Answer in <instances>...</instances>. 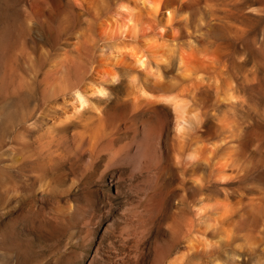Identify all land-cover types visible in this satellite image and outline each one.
I'll list each match as a JSON object with an SVG mask.
<instances>
[{
    "label": "rangeland",
    "instance_id": "374dc122",
    "mask_svg": "<svg viewBox=\"0 0 264 264\" xmlns=\"http://www.w3.org/2000/svg\"><path fill=\"white\" fill-rule=\"evenodd\" d=\"M125 1L0 0V264H264V0L197 6L187 33L206 9L222 22L201 36L200 68L158 20L122 35ZM167 44L170 62L153 58ZM117 50L125 64L106 60ZM183 73L200 75L184 116L140 95L180 94ZM221 122L242 132L236 149L218 145ZM235 151L241 178L218 182Z\"/></svg>",
    "mask_w": 264,
    "mask_h": 264
},
{
    "label": "bare ground",
    "instance_id": "6f19581e",
    "mask_svg": "<svg viewBox=\"0 0 264 264\" xmlns=\"http://www.w3.org/2000/svg\"><path fill=\"white\" fill-rule=\"evenodd\" d=\"M75 1V0H74ZM84 1V0H83ZM77 2V1H76ZM92 2H93V0H92ZM131 2V0H126L125 2H121L117 7H116V10L113 12L115 15V19H116V21H119L118 19L119 18H122V19H125L126 18V21H124V24H122V28H121V30H122V35L123 34H128L129 35V33L130 32H133L134 33V35L135 34H137L136 32L140 29V28H142L144 25H147V27L149 26L150 27V24L153 22H155V24H156V21L158 20L159 22L160 21H162L163 22V24H160L159 26H160V31L162 32L163 30H165V29H169L170 28V30L171 31H176V28H174L173 26H171V23L172 22H174L175 20H177L178 19V21H181L180 23H179V25L181 26V27H184V26H186V24H185V22L187 21V14L186 13H182V14H180V15H176V13H175V11H173V10H171L170 8H168V7H164V8H162L161 9V0H134V6H131V4H128V3H130ZM136 3V4H135ZM143 8H145L146 9V13L145 14H143L145 11V9H143ZM141 9H143V11L141 10ZM105 10V9H104ZM124 11H127L129 14H128V16L126 17V16H124V14L123 13H125ZM209 13V15L210 16H213L212 14V11H208ZM52 13V12H51ZM141 14V17H139L138 19L136 18V14ZM56 14V13H55ZM143 16H144V19H143ZM146 16V17H145ZM158 16V17H157ZM218 17V16H217ZM141 18V19H140ZM145 18H147V19H149L148 21L145 19ZM158 18V19H157ZM223 19V18H222ZM118 23V22H117ZM158 23V22H157ZM155 24H153L154 26H155ZM102 27H103V25H101ZM226 26V25H225ZM145 28V27H144ZM159 28V27H158ZM185 28V27H184ZM220 28H221V26H219V27H215V28H213V29H211L210 31H208V33H212L213 31L215 32V34L216 33H219L220 34V32H219V30H220ZM152 29H153V27H152ZM146 30V29H145ZM156 30V29H155ZM223 30V29H222ZM140 31V30H139ZM165 32V31H164ZM173 32V33H174ZM188 32H189V30H188ZM117 33V32H116ZM140 33V32H139ZM118 34V33H117ZM132 34V33H131ZM174 34H176V33H174ZM174 34H173V36H174ZM133 35V34H132ZM161 35V34H160ZM171 35H172V33H171ZM206 35H208V34H206ZM115 36V35H114ZM204 36V35H203ZM127 37V36H126ZM206 36H204V38H205ZM208 38H209V36H208ZM147 40H149V39H146V42H147ZM203 39H201V41H202ZM173 42L172 43H174V41L175 40H172ZM203 41H206V40H203ZM202 41V42H203ZM185 42V44H186V47L189 49V53H188V60L190 61V63H191V66L193 67V66H196V65H198V63H197V60H201V58H197L196 56H195V54H193L194 53V51H193V49H192V46H193V40L191 39V37H190V35L188 36V38H186V40L184 41ZM171 43V44H172ZM204 43V42H203ZM153 44V43H152ZM175 44V43H174ZM147 46V45H146ZM150 46V45H149ZM154 46V45H153ZM156 47H157V44H156ZM164 47H165V45H164ZM167 47H168V44H167ZM162 48V47H161ZM174 48H176V47H168V50L167 51H169V57L166 55V57H168L167 59H165V57H164V55L161 53V55L160 54H158V53H155V51H154V53H151V54H153V58H156V59H159V60H162L163 62H170L169 60L172 58V56H173V54H175L174 53ZM207 48V47H206ZM152 49H156V48H153L152 47ZM163 49V48H162ZM165 49H167V48H165ZM203 49V48H202ZM124 50V49H123ZM187 51V50H186ZM207 50H205V52H206ZM127 52V51H126ZM131 52V51H130ZM135 52V51H134ZM157 52V51H156ZM166 52V51H165ZM204 52V51H203ZM202 52V53H203ZM205 52H204V54H205ZM202 53H201V56H202ZM135 54V53H134ZM182 54V53H181ZM203 54V55H204ZM216 54V53H215ZM219 55H220V53H218ZM121 55V53H120V50H117V53H112L109 57H107L106 58V60H110L112 63H114V64H117L118 65V63H126L127 61H121V62H119V59H120V56ZM138 56V55H137ZM215 56H217V55H215ZM207 57L208 59H211V60H214L216 57ZM135 57V56H134ZM184 57H186V56H184ZM203 57H205V55L204 56H202V58ZM218 57V56H217ZM140 58V57H139ZM219 58V57H218ZM183 59V57H181V61H180V67L179 68H181L184 64L182 63V61L184 60H182ZM186 59V58H185ZM204 59H206V58H203L202 60H201V62L200 63H202L203 62V60ZM105 60V61H106ZM128 60V59H127ZM135 60H137L135 63L133 62V64L134 65H137L138 67H141L142 68V66L145 64L144 63V61H143V59H135ZM134 60V61H135ZM154 60V59H153ZM179 60H180V58H179ZM187 60V61H188ZM157 61V60H156ZM174 61V60H173ZM186 61V62H187ZM188 61V62H189ZM205 61L206 60H204V63H202V66H203V64H205ZM209 62H210V60H209ZM209 62H208V64H209ZM156 63V62H155ZM158 63H159V61H158ZM206 63H207V61H206ZM211 63V62H210ZM193 64V65H192ZM147 65V64H146ZM145 65V66H146ZM166 65V64H165ZM188 65V64H187ZM190 65V64H189ZM211 65V64H210ZM166 66H168V65H166ZM199 66V65H198ZM144 67V66H143ZM201 67V65L199 66V68ZM170 68V67H169ZM187 68V67H186ZM185 68V69H186ZM195 68V67H194ZM197 68V67H196ZM205 68V67H204ZM144 69V68H143ZM146 69V68H145ZM155 69V68H154ZM190 69V68H189ZM180 70H183L182 68L180 69ZM191 70V69H190ZM195 71H196V69H195ZM198 71V70H197ZM196 71V72H197ZM199 71H201V70H199ZM157 72V71H156ZM179 73V72H178ZM181 74V73H180ZM185 73H183V75H184ZM195 74V73H194ZM148 75V79H147V81L145 82V83H147L148 82V84H150L149 82H151V79H153L152 81H157L156 83H161V82H159L157 79H158V75H156V74H154V73H152V72H149V74H147ZM178 75V74H177ZM176 75V76H177ZM179 76V75H178ZM114 77V76H113ZM112 77V78H113ZM159 77H160V75H159ZM198 77V76H197ZM195 78L194 76H192V74H190V73H188L187 75H184V76H182L181 77V81H180V84H178L179 83V81H174V82H170V83H172L170 86H177V85H179L180 87H181V92H180V94L178 93V94H173V93H171V94H167V95H161L160 93H159V95H154V94H151V93H149V92H147L146 91V89H144V88H140V91H141V94L140 95H142V98H144V99H146V100H149V101H152V102H160V103H165V104H168V105H170V107H171V109H172V111L174 112V114L176 115V117H177V119L178 118H180L183 114H185V105H187L188 103H189V101L191 102L192 100L191 99H193V98H195V96H196V92L198 91V89H199V77H200V75H199V77L198 78ZM178 78V77H177ZM176 78V79H177ZM201 78H202V76H201ZM174 79V78H173ZM107 80V79H106ZM112 80V79H111ZM110 80V81H111ZM169 80H171V79H169ZM179 80V79H178ZM114 81H115V79L113 80V81H111V82H113L114 83ZM162 81V80H161ZM202 81V80H201ZM248 81V80H247ZM104 82V81H103ZM109 82V81H108ZM134 82V81H133ZM168 83H169V81H167ZM105 83H106V81H105ZM153 83V82H152ZM102 84V83H101ZM132 84V83H131ZM154 84V83H153ZM162 84V83H161ZM204 84V83H203ZM202 84V85H203ZM104 85V84H103ZM143 85V84H142ZM139 86V85H138ZM159 86V85H158ZM163 86H165V84H163ZM162 86V87H163ZM166 86H168V85H166ZM165 86V87H166ZM172 86V87H173ZM140 87H141V85H140ZM164 87V88H165ZM169 88V87H168ZM174 88V87H173ZM178 88V87H177ZM130 89V88H129ZM137 89V88H136ZM175 89H176V87H175ZM94 90V89H93ZM161 90H163L162 88H160V91ZM173 90V89H172ZM171 91V90H170ZM207 91V90H206ZM199 92V91H198ZM107 92H106V90H105V88H103L102 86H100V87H98V88H96V91H95V95L97 96V97H102V98H106V97H104V96H106L107 94H106ZM135 93V92H134ZM222 93V92H221ZM226 93H227V91H226ZM232 93V92H231ZM165 94V93H164ZM228 94H230V92L228 93ZM228 94H227V96H228ZM221 95V94H220ZM239 95V94H238ZM230 96V95H229ZM240 96V95H239ZM74 97V99H75V101L77 102V105H78V109L79 108H82V107H84V106H86V104H85V102H86V100L83 98V96L81 95V94H79L78 92L77 93H75V95L73 96ZM86 97V96H85ZM136 98V97H135ZM219 97H217V99H218ZM238 98V97H237ZM130 99V98H129ZM222 99V98H221ZM230 99L231 98H229V100L228 101H230ZM234 99V98H233ZM135 100V99H134ZM137 100V99H136ZM226 100V101H227ZM239 100V99H238ZM197 101V100H196ZM244 101V100H243ZM243 101H241V102H243ZM199 102V101H198ZM216 102V101H215ZM223 102V101H222ZM231 102V101H230ZM235 102H237L236 100H235ZM66 103V102H65ZM87 103V102H86ZM151 103V102H150ZM194 103H197V102H194ZM221 103V102H220ZM227 103V102H226ZM244 103H245V101H244ZM133 104V103H132ZM135 104H136V102H135ZM143 104V103H142ZM236 104V103H235ZM235 104H233V103H229L228 102V105L227 106H233V105H235ZM214 105V104H213ZM133 106V105H132ZM190 106H192L191 104H190ZM237 106H238V104H237ZM63 107H65V106H63ZM145 107V106H144ZM188 107V106H187ZM230 107V108H231ZM235 107V106H234ZM233 107V108H234ZM243 107H245V106H243ZM85 108V107H84ZM195 108V107H194ZM220 108V107H219ZM229 108V109H230ZM83 109V108H82ZM139 109V108H138ZM199 109V108H198ZM234 111L236 110V109H233ZM232 110V111H233ZM238 110V109H237ZM237 110H236V112H237ZM243 110V109H242ZM200 111V110H199ZM198 111V112H199ZM218 111V110H217ZM197 112V113H198ZM68 113V112H67ZM67 113H66V115H67ZM194 113V112H193ZM230 113H232V112H230ZM213 114V113H212ZM226 114V113H225ZM228 114H229V112H228ZM233 114V113H232ZM72 115V114H71ZM81 115V114H80ZM190 115V114H189ZM235 115V114H234ZM184 116V115H183ZM185 117H186V115H185ZM194 117H196V114H194ZM202 117V116H201ZM217 117V116H216ZM229 117V116H228ZM230 117H231V114H230ZM70 118V117H69ZM223 118V117H222ZM83 119V118H82ZM183 119H184V117H183ZM229 119V118H228ZM237 119V118H236ZM64 120V119H63ZM63 120H61V121H63ZM200 120V119H199ZM68 121V120H67ZM66 121V122H67ZM225 121H227V120H225ZM224 121V122H225ZM55 122V121H54ZM64 122V121H63ZM82 122V121H81ZM191 122V121H190ZM199 122V121H198ZM223 122V121H222ZM221 122V124L222 125H220V126H218V127H220V133H221V135H223V138H222V140H220V143H219V141H218V145L220 144V145H224L225 147H226V145L227 144H229V143H232V146H230V149L232 148H234V149H236L235 148V143L239 140V142H241L240 141V138H241V133H240V130H237V129H234L233 128V125H232V127L230 126V125H226V124H223ZM228 122V121H227ZM57 123V122H56ZM55 123V124H56ZM65 123V122H64ZM197 123V122H196ZM200 123V122H199ZM230 123V122H229ZM59 124V123H58ZM63 124V123H62ZM62 124H59V125H62ZM179 124V123H178ZM190 124V123H189ZM188 124V125H189ZM57 125V124H56ZM191 125V124H190ZM52 127V126H51ZM84 127V126H83ZM87 127V126H86ZM85 127V128H86ZM52 128H54V127H52ZM61 128V127H60ZM64 128V127H63ZM237 128H238V126H237ZM184 129V128H183ZM181 130V129H180ZM53 132V131H52ZM180 132H182V131H180ZM58 133V132H57ZM177 135V134H176ZM182 136V135H181ZM179 137L178 136V138H176V140H174L172 143H170V145L168 146V150H167V152H170L172 149H174V150H176V148L177 149H180V148H183L182 146H183V138L184 137ZM186 141V140H185ZM227 141H230V142H227ZM255 143V140H253L252 141V144H254ZM168 144V143H167ZM166 144V145H167ZM226 144V145H225ZM243 144H240V145H238L239 146V148L241 147H243L242 146ZM223 146V147H224ZM229 148V147H228ZM166 151V150H165ZM202 153V152H201ZM169 156V155H168ZM194 156V155H193ZM171 158V157H170ZM196 159V158H195ZM179 160V159H178ZM181 160V159H180ZM178 163V162H177ZM183 165V164H182ZM177 167V166H176ZM205 167V166H204ZM217 170H219V172H218V174H217V176H216V180L218 181V182H223L224 183V181L225 180H227V179H232V178H241V176H240V174H241V172H242V167L239 165V160H238V156H237V153H236V151L233 153H230V155H229V159L228 160H226L224 163H220L219 164V167H218V169ZM227 170H230L231 172H232V174H234V176L235 177H232V176H229V174L227 173ZM241 181V180H240ZM193 183V182H192ZM228 206V205H227ZM226 206V207H227ZM225 207V208H226ZM228 208V207H227ZM202 209V208H201ZM201 209H200V211H201ZM204 210V209H203ZM228 210V209H227ZM226 210V211H227ZM248 217V216H247ZM223 232H224V230H223ZM222 232V233H223ZM229 233V232H228ZM228 233H226V235H225V237L227 236V234ZM232 234V233H231ZM222 235V234H221ZM228 237H230V235L228 236ZM224 239V238H223ZM229 238H227V240H228ZM257 242V241H256ZM247 243V242H246ZM259 243V242H258ZM254 246V245H253ZM256 246V245H255ZM254 249H255V247H254ZM250 250H252L251 248H250ZM260 261V260H259Z\"/></svg>",
    "mask_w": 264,
    "mask_h": 264
},
{
    "label": "water",
    "instance_id": "95a60500",
    "mask_svg": "<svg viewBox=\"0 0 264 264\" xmlns=\"http://www.w3.org/2000/svg\"><path fill=\"white\" fill-rule=\"evenodd\" d=\"M206 0H161V9L165 6L170 8L171 10L175 11L176 15H180L182 13H186L187 17L194 14L197 10V6L201 5L202 3H205ZM83 10L81 12V16L87 13L88 9L83 4ZM207 4H204V7L206 8ZM181 21H174L171 23V26L177 27L179 29V35L176 38H173L171 35V32L169 29L167 32H165V36L169 38L170 40H176L179 43L185 44L186 38L190 35L191 39L193 40V46L192 49L195 52L201 51L200 47L202 45L201 36L205 35L210 31L211 29L215 27H219L221 25V19L219 17H212L208 14V10L206 9V16L203 20H198V22L192 27L191 32L187 33L183 27L179 25ZM159 23H163L160 21ZM186 45V44H185ZM213 65L211 68L214 70L215 66L218 64L217 61H211ZM150 84L144 83L145 87L152 91L156 88V86L151 82Z\"/></svg>",
    "mask_w": 264,
    "mask_h": 264
}]
</instances>
